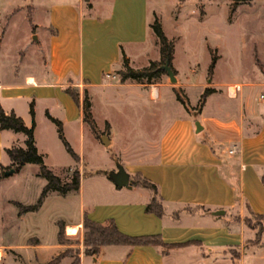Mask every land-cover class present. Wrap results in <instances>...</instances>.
<instances>
[{"label":"crops","instance_id":"1","mask_svg":"<svg viewBox=\"0 0 264 264\" xmlns=\"http://www.w3.org/2000/svg\"><path fill=\"white\" fill-rule=\"evenodd\" d=\"M20 3L18 7L24 11L18 14L23 13L28 27L34 26L31 39L33 35L37 37L38 49L34 55L31 44H24L29 49L28 59L14 65L0 43V107L4 113L13 112L28 127L32 104L33 145L43 162L49 150L45 144L39 146L38 134L45 129L51 139L54 133L57 138L55 125L46 115L59 121L64 139L77 156L72 159L75 165H68L67 171L73 168L79 174L78 190L73 192L77 201L75 218L64 221L65 228L76 227L75 233L81 235V222L86 217L98 223L112 220L121 233L129 236L158 235L167 244L190 242L165 250L149 244L105 245L106 249L101 246L93 255L79 252L77 264H264V229L257 231L245 223L248 214L264 216V78L243 76L240 81L231 78L232 82L215 83L216 88L206 94L203 105L211 95L225 97L211 102L207 112H203V105L197 111L182 106L183 111L179 109L166 119L164 107L153 111L138 106L146 114L159 113L161 119L150 132L133 135V157H110L108 161L116 166L118 159L128 177L139 173L155 185L162 209L160 216L144 209L150 191L139 186L118 188L107 177L103 190L110 196L85 201L82 91L97 90L104 98L112 91L116 94L124 91L134 94L139 102L145 97L153 102L160 98L159 88L184 90L186 86L198 85L204 90L208 83L188 82L185 75L179 78L172 65L176 79L173 84L166 75L150 84L113 79L122 58L132 60L148 42L151 29L147 0H21ZM225 23L230 24L231 20ZM261 43L264 45V37ZM190 69L193 73L194 69ZM67 87L77 93V104L65 91ZM135 109L134 105L129 106V112ZM195 121L201 126L198 132ZM136 127V123L129 125L132 133ZM106 129L94 138L99 143L106 141V145L101 144L108 148L113 141ZM24 138L20 132L0 129V167L10 163L5 149L23 147ZM35 166L25 163L16 171L30 168L24 184L38 179ZM64 168L58 172H64ZM4 170L0 168V172ZM9 175L3 173L0 182ZM48 195L49 192L45 198ZM44 199L35 211L18 215L16 210L17 221L22 223L38 212ZM17 232L24 234L22 228ZM56 246L59 248L61 244ZM64 258L67 264L71 262L68 256Z\"/></svg>","mask_w":264,"mask_h":264},{"label":"rangeland","instance_id":"2","mask_svg":"<svg viewBox=\"0 0 264 264\" xmlns=\"http://www.w3.org/2000/svg\"><path fill=\"white\" fill-rule=\"evenodd\" d=\"M20 2L21 0H0V43L3 51L6 50L7 59L14 65L28 59L26 56L29 49H25L24 44H31V53H35L34 55L38 49L37 37L31 39V35L35 33L34 26L29 24L28 27L23 13L18 14L19 11H24V8L18 7ZM232 3L233 0H209L202 3L197 0H147L149 23L155 18L163 35L171 42L170 65L178 72L179 78L180 75H185L188 82L208 83L206 86L209 91L212 87L216 88L215 83L232 82L231 78L237 81L243 76L264 78V45L261 43L264 37V0H248L247 3L234 5ZM228 20H231L230 24L225 23ZM123 61L132 69H141L150 63L157 67L163 65L164 62L159 56V42L153 32L151 31L148 42L137 51L132 60L122 58L120 67L114 71L115 81H120L119 71L123 68ZM190 68L194 69L193 73ZM161 71L158 80L165 75L163 70ZM177 89L180 88H159L160 98L153 102L148 101L146 97L139 102L133 97L134 94L124 91L117 94L112 91L108 98H104L97 90L82 91L81 105L86 98L93 121V129L85 123L84 130L82 186L85 201L102 200L110 196L103 190L106 187L107 174L115 170V166L110 165L108 159L133 157V135L140 136L144 132H150L158 119H161L162 115L159 113L155 116L146 114V110L142 111L138 106L143 105L153 111L159 106L164 107L167 109L166 119L172 117L179 109L183 111L182 104L175 98L174 90ZM180 91L189 110L197 111L203 105L204 100L197 106L203 92L198 85L186 86ZM224 97L218 94L209 96L203 105V112L210 109L211 102ZM133 105L136 107L135 111L129 112V106ZM131 123L137 125L133 133L129 129ZM105 129L113 141L112 146L108 148L95 139L97 134ZM55 132L57 134V131ZM49 133L41 129L38 134L39 146L45 144L49 150V156L43 164L61 180H66L65 175L69 177L73 169L67 171V166L75 164L55 133L52 139ZM116 160L115 164H118V159ZM63 168L65 174L58 172V169ZM29 169L23 168L19 173H12L0 182V264H45L63 250L69 252L68 257L72 261L79 252H83V229L81 235L80 232L72 235L66 232L64 225V243L57 248L56 222L64 224V221L74 220L77 201L73 192H68L64 197L56 192H49L50 195L43 198V205L38 212L27 217L22 223L16 219V208L11 202L32 204L44 183V180L38 177L33 179L30 185L24 184V177ZM6 198L11 202L5 201ZM246 220L257 231L264 229V216L248 214ZM21 228L24 234L17 232ZM23 238H27L26 241L23 242ZM59 264H67V259H61Z\"/></svg>","mask_w":264,"mask_h":264},{"label":"trees","instance_id":"3","mask_svg":"<svg viewBox=\"0 0 264 264\" xmlns=\"http://www.w3.org/2000/svg\"><path fill=\"white\" fill-rule=\"evenodd\" d=\"M87 1V0H84ZM248 0H233L234 4L239 3H247ZM149 28L157 38L159 42V56L161 61L167 60L170 65L171 60V50L172 44L168 41L163 35L160 25L158 21L154 18V20L149 23ZM122 70L119 71V80L123 82L124 80H130L133 82L141 83V84H150L154 83L158 80L159 75L162 73L161 69L157 67L154 63H150L149 66L141 68V69H132L127 65L126 62L123 61ZM171 67V65H170ZM172 69V67H171ZM173 70V69H172ZM65 91L69 94L72 100L77 104L78 103V95L77 93L70 87H67ZM209 92L208 88H205L203 92L200 94L198 105L203 102L204 97ZM175 98L178 100L185 110H188L189 107L183 95L181 94L180 89L174 90ZM83 121L90 125L93 129V121L91 119V115L89 112V102L86 98H84V104L81 106ZM29 115L31 118V123L27 127L23 124L21 118L16 116L13 112L4 113L0 107V129H8L13 132H20L24 135V146L17 147L13 146L5 149V153L9 158V165L6 167H0L1 169H9L12 168L14 172L18 171V169L25 163H32L37 165V173L36 175L43 179L45 184L41 188L38 197L35 202L32 204L24 205L19 202H13L16 207L17 214H23L26 212L35 211L39 208L43 198L46 196L48 192H56L59 195H65L68 192H76L79 186V174L76 170L71 171L69 178L67 180H61L58 176H56L52 171H50L43 164L42 155L37 153L34 145H33V137H32V128H33V109L32 104H29ZM47 118L54 123L56 126L57 137L60 140L65 151L70 155L73 160L77 159V156L71 150L70 146L64 139L60 123L56 119L46 115ZM3 171H1L0 175H2ZM130 186H139L150 191L151 196L148 203L145 205L146 212H152L157 216H160L162 213L160 198L157 196L155 185L150 182L145 177L140 176L139 173H136L133 177H129ZM253 214V213H251ZM256 216H262L258 214H253ZM245 223L250 226L245 218ZM57 232H56V241L58 244H63V229L64 224L60 221L56 222ZM81 226L83 229L82 233V245L84 247L83 254L85 255H93L95 254L99 247L105 245H152L160 248L161 250H165L174 246H181L190 243H172L167 244L164 243L158 235H142V236H129L121 233L115 226L112 220H108L104 223L94 222L89 220L86 217H83ZM69 255L67 250H63L60 253L56 254L53 258H51L45 264H59L60 260L63 257ZM78 258L75 257L69 264H77Z\"/></svg>","mask_w":264,"mask_h":264},{"label":"water","instance_id":"4","mask_svg":"<svg viewBox=\"0 0 264 264\" xmlns=\"http://www.w3.org/2000/svg\"><path fill=\"white\" fill-rule=\"evenodd\" d=\"M32 39H35L34 35L32 36ZM159 68L163 70V72L167 76L168 81L170 83L173 84L176 82V79L174 77V72L171 69L167 60H165L163 65H161ZM194 127H195V132H198L201 129V126L199 125L197 121L194 122ZM103 138H105V136H103ZM101 143L103 145L107 144L106 141H101ZM115 167L116 169L114 171H111L109 174H107V178L113 183L114 186L118 188H121V187L129 188L130 185L128 184L129 183L128 174L125 172V170L123 169L121 165L116 164ZM12 172H13V169L9 168L7 171L4 172V175H9Z\"/></svg>","mask_w":264,"mask_h":264},{"label":"bare ground","instance_id":"5","mask_svg":"<svg viewBox=\"0 0 264 264\" xmlns=\"http://www.w3.org/2000/svg\"><path fill=\"white\" fill-rule=\"evenodd\" d=\"M75 231H76V227H68L67 228V233H69V234H74Z\"/></svg>","mask_w":264,"mask_h":264},{"label":"built area","instance_id":"6","mask_svg":"<svg viewBox=\"0 0 264 264\" xmlns=\"http://www.w3.org/2000/svg\"><path fill=\"white\" fill-rule=\"evenodd\" d=\"M233 89L236 91V90L238 89V86L235 85V86L233 87ZM231 152H232V150H228V153H231Z\"/></svg>","mask_w":264,"mask_h":264}]
</instances>
